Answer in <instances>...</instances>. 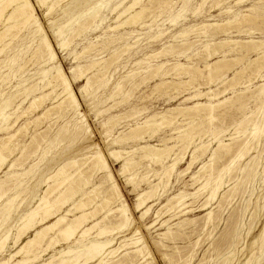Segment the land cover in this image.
<instances>
[{
  "label": "rangeland",
  "instance_id": "rangeland-1",
  "mask_svg": "<svg viewBox=\"0 0 264 264\" xmlns=\"http://www.w3.org/2000/svg\"><path fill=\"white\" fill-rule=\"evenodd\" d=\"M30 1L37 24L17 26L0 41V114L7 104L5 114L10 115L7 121L0 117V141L13 136L1 148L8 162L0 170V241L8 239L0 247V264L37 230L67 215L74 203L87 202V195L94 200L87 210L97 212L84 227L99 226L84 240L77 244L80 236L68 242L57 234L79 216L76 210L60 228L46 233L45 243L8 264L27 261L35 253L38 259L25 264H60L61 259L99 264L108 254L88 262L86 256L74 261L73 254H61L73 243L91 246L106 240L113 241L109 252L114 250L108 264H264V99L259 96L264 85V0H138L122 16L134 0ZM8 6L9 0H0L1 34L16 24H7L15 9ZM137 12L140 18L127 22ZM44 37L56 55L52 61L42 54ZM58 70L72 87L76 108L62 103L60 86L49 85ZM47 94L35 110L29 107ZM198 103L216 106L213 123L207 110H192ZM255 125L262 127L258 135L252 131ZM181 134H189L185 143L176 139ZM144 146L175 147L162 167L143 159ZM239 153L244 157L234 162ZM97 154L107 160L108 170L93 165ZM128 160L134 169H124ZM69 161L79 162L69 171L76 195L59 215L36 224L17 242L30 211L42 214L47 200L71 194L72 184L47 181ZM174 161L176 168L167 174ZM219 170L222 185L213 201L209 188L199 189L206 176L214 175V180ZM109 172L127 204V225L116 214L120 203H103L112 193ZM49 185L53 188L43 202ZM152 186L157 193L147 199ZM180 193L187 195L183 205L174 201ZM143 199L146 203L139 207ZM99 230L111 235L99 238ZM135 248L143 253H133Z\"/></svg>",
  "mask_w": 264,
  "mask_h": 264
},
{
  "label": "bare ground",
  "instance_id": "bare-ground-1",
  "mask_svg": "<svg viewBox=\"0 0 264 264\" xmlns=\"http://www.w3.org/2000/svg\"><path fill=\"white\" fill-rule=\"evenodd\" d=\"M47 0H41V2H42V4H45V2H46ZM63 1V0H62ZM65 1V0H64ZM135 1V3H133V5L131 6L130 5V7L128 8V9H126V11H124L122 14H120L121 16L122 15H126V13L127 12H129L130 10H132L133 8H134V6L136 5V3H138V0H134ZM243 1V0H242ZM245 1V0H244ZM39 2V1H38ZM58 2H60V1H58ZM126 2V1H125ZM62 4V3H61ZM3 6V5H2ZM15 7V9H14V11L7 17V24H10L12 21H16V24L15 25H12V26H10V27H8V28H6L5 30H3V32H2V34L0 33V41L6 36L7 37V35H8V33L10 32H13V31H11L12 29H14V28H16L17 26H20L21 25V28H22V25H24L25 27H26V25L27 24H29L30 22H32V21H35L36 22V24H37V16H36V13H35V10H34V7H33V5H32V3H31V1L30 0H9V6L8 7ZM116 8H117V6H116ZM132 8V9H131ZM9 9V8H8ZM53 10V9H52ZM101 10V9H100ZM115 10V9H114ZM253 10V9H252ZM116 11V10H115ZM2 12V11H1ZM113 13H114V11H113ZM5 14V13H4ZM3 15V14H2ZM4 16V15H3ZM120 16V17H121ZM140 16H141V12H137L135 15L133 14V16L131 17V18H128L127 19V22H130V21H133V22H136L139 18H140ZM246 16V15H245ZM1 17V16H0ZM244 17V16H243ZM249 16H247V18H248ZM96 18V17H95ZM119 19V18H118ZM246 19V18H245ZM250 19V18H249ZM18 20L20 21L19 23H18ZM6 22V21H5ZM14 23V22H13ZM71 23V22H70ZM126 23V22H125ZM6 24V23H5ZM128 24V23H127ZM93 26V25H92ZM145 26V25H144ZM151 26V25H150ZM212 26H213V24H212ZM65 27V26H64ZM217 27V25L215 26V28ZM220 27V26H219ZM24 28V27H23ZM218 28V27H217ZM115 29V28H114ZM2 30V29H1ZM15 30V29H14ZM18 30V29H17ZM221 30V29H220ZM38 31H39V29H38ZM60 31V30H59ZM107 31H109V30H107ZM20 32V31H19ZM14 33V32H13ZM59 33V32H58ZM10 35V34H9ZM8 35V36H9ZM57 35V34H56ZM12 36V35H11ZM14 36V35H13ZM74 37V36H73ZM187 37V36H186ZM180 38V37H179ZM68 39V38H67ZM42 40V46H41V49H42V54L44 55V54H46L47 56H48V60H50V61H52V60H54L55 59V54H54V52H53V50H52V46H51V44H50V42L48 41V39L46 38V37H44L43 39H41ZM123 40H124V38H123ZM115 42V41H114ZM239 42V41H238ZM228 43H231V42H228ZM246 43V42H245ZM64 44V43H63ZM67 44V43H66ZM223 44V43H222ZM225 44H227V43H225ZM240 44H242V43H240ZM8 45V44H7ZM39 45V44H38ZM91 48V47H90ZM263 48V47H262ZM38 49H40V47H38ZM62 49V48H61ZM207 49V48H206ZM214 49V48H213ZM261 49V48H260ZM130 50V49H129ZM22 51V50H21ZM39 53H40V51L39 50H37ZM163 51V50H162ZM211 51V50H210ZM201 52H202V50H201ZM214 52V51H213ZM167 53V52H166ZM200 53V52H199ZM89 54V53H88ZM204 54V53H203ZM239 54V53H238ZM35 55V54H34ZM38 55V54H37ZM36 55V56H37ZM80 55V54H79ZM86 55V54H85ZM184 55V54H183ZM193 56V55H192ZM35 57V56H34ZM33 57V58H34ZM41 57V56H40ZM46 56L44 55V58H45ZM197 57V56H196ZM203 57V56H202ZM36 58V57H35ZM150 58V57H149ZM210 58V57H209ZM259 59H263V58H259ZM40 60V59H39ZM209 60V59H208ZM257 60V59H256ZM190 62V61H189ZM221 62V61H220ZM223 63V62H222ZM135 65V64H134ZM216 65H218V62H217V64ZM202 66H204V65H202ZM211 67V66H210ZM220 67V66H219ZM192 68V67H191ZM208 68V67H207ZM169 69V68H168ZM183 70L185 69V68H182ZM210 69V68H209ZM214 69V68H213ZM79 70V69H78ZM187 70V69H186ZM203 70V69H202ZM217 70V69H216ZM188 72H189V70H188ZM199 72V71H198ZM202 72V71H201ZM18 74V73H17ZM204 75V74H203ZM244 76V75H243ZM146 77V76H145ZM192 77V76H191ZM82 78V77H81ZM228 81V80H227ZM56 84V86H60L61 88H62V92H61V94L59 95L60 97H62L64 100L62 101V103H69V105L71 106V107H77V102H76V98H75V96H74V92H73V90H72V87H71V85H70V83L68 82V79H67V77H66V75L63 73V71H61V70H58L57 71V73H56V76L54 77L53 76V78H52V80L49 82V85L50 86H53L54 87V85ZM164 85V84H163ZM48 87V86H47ZM88 87V86H87ZM161 87V86H160ZM51 89V88H50ZM47 91V90H46ZM55 91V90H54ZM86 91V90H85ZM52 92V91H51ZM259 93V92H258ZM53 94V93H52ZM52 94H50V96L52 95ZM201 96V95H200ZM258 96V95H257ZM259 96H262V98L261 99H264V85L261 87V90H260V95ZM19 97V96H18ZM45 97H49L48 96V94L47 95H45V96H41L40 98H37V99H35L32 103H30V108L31 109H33V108H37V107H39V105H38V103L41 101V100H43ZM196 97H199V95H195L193 98H196ZM57 98V97H56ZM190 100L192 99V98H189ZM230 99H232V98H230ZM257 99V98H256ZM213 100V99H212ZM56 101H58V100H56ZM211 101V100H210ZM227 101V100H226ZM225 101V102H226ZM231 101V100H230ZM230 101H228V102H230ZM224 102V103H225ZM259 101L257 100V103H258ZM261 102H262V100H261ZM242 103V102H241ZM256 103V104H257ZM40 104V103H39ZM222 103H220V105H221ZM237 104V103H236ZM238 104H239V102H238ZM7 104H4V109L2 110V113L0 114V117L1 118H3L4 120H6L7 121V119H9L10 118V115H6L5 114V111H7L6 110V108H7V106H6ZM67 105V104H66ZM223 105V104H222ZM258 105H259V103H258ZM237 106V105H236ZM6 107V108H5ZM28 107V108H29ZM56 107V106H55ZM65 107V106H64ZM67 107V106H66ZM215 105H212V104H209V105H203V104H200V103H198L196 106H194L193 108H192V110H201V109H203V110H207V112H208V115H207V117H208V119L210 120V123L212 122L213 123V120L215 119V117H214V115H213V111H214V109H215ZM240 107V106H239ZM188 109V108H187ZM33 110H35V109H33ZM68 110H70V109H68ZM189 111H191V110H189ZM258 111V110H257ZM47 112H49V109L47 110V111H45V113L43 114V116H46V114H47ZM28 113V112H27ZM23 114H24V112H23ZM79 114V113H78ZM174 114V113H173ZM259 114H261L260 112H259ZM43 116H42V119H43ZM48 116V115H47ZM46 116V117H47ZM260 116V115H259ZM157 117V116H156ZM263 117H264V115H263ZM27 118V117H26ZM41 118V117H40ZM39 118V119H40ZM168 118V117H167ZM206 118V117H205ZM204 118V119H205ZM159 119V118H158ZM157 120V119H156ZM207 120V119H206ZM37 121H39V120H37ZM152 121V120H151ZM253 121V120H252ZM262 121V120H261ZM264 121V120H263ZM114 122V121H113ZM253 123V122H252ZM262 124H263V122H261ZM245 124H248V123H245ZM249 124H251V123H249ZM254 124V123H253ZM240 125V124H239ZM261 125V124H260ZM264 125V124H263ZM8 126V125H7ZM150 126V125H149ZM153 126V125H152ZM251 126H252V124H251ZM24 128V127H23ZM247 128V127H246ZM250 128V127H249ZM6 129V128H5ZM12 129V128H11ZM11 129H9V130H11ZM215 129V128H214ZM6 131V130H5ZM219 131H220V129H219ZM219 131H217V132H219ZM252 131L254 132L255 131V133H254V135H258V134H260L261 133V131H262V127L261 126H257V125H255L254 126V130L252 129ZM22 132V131H21ZM20 132V133H21ZM179 132V131H178ZM23 133H25L24 131H23ZM179 133H181V131L179 132ZM19 134V133H18ZM187 135H189V134H187ZM187 135H183V134H181L178 138H176V139H178V142H179V140H182V142L186 139V137H187ZM213 135V134H212ZM215 135V134H214ZM213 135V136H214ZM248 135V134H247ZM260 136V135H259ZM263 136V135H262ZM11 137H13V136H10V137H7L8 138V141L9 140H11ZM7 138H5V139H7ZM188 138V137H187ZM194 138V137H193ZM254 138V137H253ZM255 138H256V136H255ZM5 139L4 140H2V141H0V170L3 168V166L4 165H6L7 164V162H8V157L7 156H5L3 153H2V151H1V148H2V146H5L6 144H5ZM192 139V138H191ZM258 139V138H257ZM256 139V140H257ZM22 141V140H21ZM189 141L190 140H188V143H189ZM166 142V141H165ZM183 143H185V141L183 142ZM187 143V142H186ZM199 143V142H198ZM190 144H192V143H190ZM254 144V143H253ZM186 145V144H185ZM222 146V145H221ZM223 146H224V144H223ZM175 146H173V147H164V148H155V147H151V146H144L143 148H141V150L143 151V152H145L144 154V156H143V159H145V158H151L152 160H153V162L154 163H156V164H158V163H160V164H162V167H165V161H166V159H169V157H170V155H171V153H172V151H173V148H174ZM185 147H187V146H185ZM204 147V146H203ZM203 147H201L202 149H203ZM220 147V146H219ZM184 148V147H183ZM182 148V150H184ZM206 148V147H205ZM204 148V149H205ZM186 149V148H185ZM216 149V148H215ZM219 149V148H218ZM187 150V149H186ZM198 150L199 149H197V151H195V152H197L198 153ZM201 151V150H200ZM248 151V153H249V150H247ZM224 152H226V151H224ZM246 152V151H245ZM216 153V152H215ZM214 153V154H215ZM112 154H114V153H112ZM213 154V155H214ZM223 154V153H222ZM240 154V153H239ZM247 154V153H246ZM193 155H195V154H193ZM199 155V154H198ZM238 155V154H237ZM236 155V156H237ZM244 155H245V153H244ZM250 155V154H249ZM112 156V155H111ZM242 157H244V156H241V154L240 155H238L237 156V158L234 160V162L237 160V159H241ZM214 158V157H213ZM212 158V159H213ZM91 159H93L94 160V162H93V165L94 164H96V167H99V169H106V170H108V165H107V160L104 158V156L103 155H101V154H97V155H95V156H93ZM182 159V158H181ZM196 159V157H194V159L193 160H195ZM176 160V159H175ZM242 160V159H241ZM90 161V160H89ZM252 161V160H251ZM88 162V161H87ZM132 162L133 161H131V160H128V162L127 163H125L124 165V169H130V166H133V164H132ZM193 162V161H192ZM209 162V161H208ZM78 161H69V162H67V163H65V164H63V165H61V166H59L58 167V169L54 172V175H51V177H49L48 178V180L47 181H51L52 179H57V181H58V185L59 186H62V185H64L65 183H70V185H71V188H69V189H71V190H69L68 192H70L71 194L70 195H67V194H61L60 196L59 195H57V196H59V197H57L55 200L53 199V201L51 200V201H48L47 200V196H48V194H50L51 193V188H53V185L52 186H50L49 185V187L47 188V190H46V192H45V195H44V198H43V202L45 201L46 202V200H47V202H46V204L43 206V208H42V214H40V212H39V210H37V209H35V210H33V211H30V214H28V217H26L27 219H26V221L21 225V228H20V230H19V232H18V235L16 236V240H17V242H18V240L23 236V234H25L27 231H29V230H31L32 231V229L36 226V224H45V222L47 221V219L48 218H50V217H52V216H54L55 217V215L57 216V215H59L58 213L62 210V207H65V205L70 201V199H72L75 195H76V190L74 189V188H72V186H74L73 185V182L75 181V178H74V175H69V171H70V169H72V168H76V166L78 165ZM86 163V162H85ZM233 163V162H232ZM14 164H15V162H14ZM191 164V163H190ZM189 164V165H190ZM237 164V163H236ZM18 165V164H17ZM92 165V164H91ZM91 165H90V167H91ZM92 165V166H93ZM211 165V164H210ZM209 165V166H210ZM213 165V164H212ZM233 165V164H232ZM14 166V165H13ZM12 166V167H13ZM176 166H177V161H174L172 164H170L168 167H167V174L168 173H171L172 171H174V169L176 168ZM33 167V166H32ZM95 167V168H96ZM206 167V166H205ZM92 168V167H91ZM135 168V166H133L132 167V169H134ZM212 168V167H211ZM10 169V168H9ZM188 169V168H187ZM205 169V168H204ZM212 170V169H211ZM222 170H224V169H222ZM234 170V169H233ZM10 171V170H9ZM99 171V170H98ZM127 171V170H126ZM187 171V170H186ZM217 171V170H216ZM82 171H81V169H80V171H78V174L79 173H81ZM100 172V171H99ZM204 172V171H203ZM203 172H201L202 174H203ZM212 172V171H211ZM208 173V172H207ZM231 173V172H230ZM214 174V173H213ZM220 174H221V171L219 170V173H218V175H217V177L213 180V179H211L214 175H210V176H212L211 178L209 177V176H206L207 178H209V179H207L206 180V182L201 186V189H199L200 191H204V190H206V189H210V195H209V199L210 200H213V199H216L217 198V195L219 194V191H220V188H221V181H222V179H220ZM232 174V173H231ZM80 175V174H79ZM166 175V174H165ZM199 175H201V174H199ZM204 175V174H203ZM202 175V176H203ZM233 175V174H232ZM75 176H76V174H75ZM228 176V175H227ZM230 176V175H229ZM12 177V176H11ZM17 177V176H16ZM168 177V176H167ZM199 177V176H198ZM59 178H62V181L59 179ZM108 178H109V180H110V182L112 183V186H111V191H112V193H111V195L109 196V197H107L104 201H103V203L104 204H107V205H109V204H111L112 202H114V201H116V202H118V203H120V206H118V208H117V210H116V214L117 213H119V216L121 217V218H123L124 219V224H128V222H129V214H128V208H127V204H126V202H125V200L123 199V196H122V194H121V192H120V190H119V188H118V186L114 183V182H112V175H111V173L109 172V174H108ZM144 178H146V177H144ZM195 178V177H194ZM200 178V177H199ZM198 178V179H199ZM204 179V178H203ZM194 180V179H193ZM213 180V181H212ZM77 181V180H76ZM107 182H109V181H107ZM56 184V183H55ZM104 184V183H103ZM201 184V183H200ZM69 185V184H68ZM196 185V184H195ZM13 186V185H12ZM55 186V185H54ZM67 186V185H66ZM65 186V187H66ZM157 186H159V185H157ZM156 186V187H157ZM70 187V186H69ZM105 187V186H104ZM155 186H152V189H151V191L149 192V193H146L147 195H148V198L147 199H151L152 197H154L155 196V194L157 193V190H158V187L156 188ZM59 189V188H58ZM57 189V190H58ZM67 189V188H66ZM65 189V190H66ZM97 189V188H96ZM64 190V191H65ZM59 191V190H58ZM50 192V193H49ZM67 192V193H68ZM109 192V191H108ZM108 192H107V194H108ZM198 192V191H197ZM208 192V191H207ZM107 196V195H106ZM3 197H4V193L3 194H1L0 193V202H1V200L3 199ZM55 197V196H54ZM53 197V198H54ZM86 198H88V200H87V202L86 201H84V200H80L79 202H77V203H74V206L72 207V208H70V210H68L67 211V215L69 214V213H72L73 211H80V214H79V216H77L75 219H72L71 220V222L70 223H68V224H66L63 228H60L59 226L62 224L63 225V223H66V221H67V215H63V216H57V219H56V221L53 223V224H51V225H45V227L43 226V228H41L40 230H37L36 231V233H35V236H33L34 238H32V239H29L28 241H27V243H25L24 245H23V247L22 248H20L19 249V251L18 252H16L13 256H12V258H10V260H8V261H6V262H4V263H1V264H8V263H10L11 262V260L14 258V256L15 255H21V253H27V254H29V253H31L32 251H29L28 249H30V247H33V246H35V245H40V244H42V242L44 241V239H45V237H46V233L48 232V231H51V230H53V229H55V228H60L59 230H58V232H57V234H59V236L61 235L62 236V238L64 239V240H66V241H68V242H71L73 239L75 240L76 239V237L77 236H80L79 237V239H78V241H77V244L78 243H80L82 240H84L85 238H86V236L93 230V229H95L97 226H99V222H97V223H94V225L92 226V227H90V228H86V227H84V225H85V223L87 222V220L89 219V216H95V213L97 212V210H95V211H89V210H87L88 209V207L90 206V202H91V198H89V195H87V197ZM186 198H187V195L186 194H184V193H180L178 196H176L175 197V199H174V201L175 202H177L179 205H183V203H184V201L186 200ZM41 199V198H40ZM94 200H92V202H93ZM214 201V200H213ZM91 202V203H92ZM96 202V201H95ZM94 202V203H95ZM146 203V200H141L140 201V204H139V207H142L144 204ZM70 204V203H69ZM102 204V203H101ZM8 204H6V206H7ZM103 206V205H102ZM41 207V206H40ZM92 207V206H91ZM38 208V207H37ZM97 208H98V206H97ZM62 212V211H61ZM77 213V212H76ZM99 213V212H98ZM40 214V219L38 218V220L36 219V217H37V215H39ZM62 214V213H61ZM118 215V214H117ZM39 217V216H38ZM210 217H211V213H210ZM51 219V218H50ZM93 219V218H92ZM25 220V219H24ZM101 222H103V220L101 221ZM109 223V222H108ZM121 223H123V222H121ZM120 224V223H119ZM123 224V225H124ZM122 226V225H121ZM120 227V226H119ZM116 228V227H115ZM121 228V227H120ZM56 230V229H55ZM55 232V231H54ZM49 233V232H48ZM51 234V233H50ZM49 234V235H50ZM108 234V231L107 230H99V233L97 234V237H104L105 235H107ZM110 234V233H109ZM108 234V235H109ZM26 235V234H25ZM111 235V234H110ZM136 236V235H135ZM162 236V235H161ZM6 237V238H5ZM4 238L5 239H2V241H0V247H5V245H6V242H7V239H8V236H5ZM24 237V236H23ZM49 237V236H48ZM55 238V237H54ZM56 239V238H55ZM22 240V239H21ZM51 240H53V239H51ZM58 241V240H57ZM60 241V240H59ZM74 242V241H73ZM76 242V241H75ZM85 242V241H84ZM134 242V241H133ZM139 242V241H138ZM138 242H136V243H134V244H138ZM43 243H45V242H43ZM74 245L71 247V246H69L66 250H64L63 252H62V254L61 255H65V254H73V257H74V261H79L82 257H84V256H86V262H88L89 260L90 261H97V258H101L103 255H105V254H108L107 255V257L103 260H101L100 261V263L99 264H108V262H109V259H110V256L111 255H113L114 254V250L113 251H110L109 252V250H110V248L113 246V241H109V240H106V241H101V242H97V243H95V244H93V245H91V246H89V245H83V246H77V244H75V243H73ZM133 244V245H134ZM44 245V244H43ZM53 244L50 242L49 244H48V247H47V249L48 248H50L51 246H52ZM58 245V244H57ZM65 245V244H64ZM74 246H75V249H73L74 248ZM55 247H57L56 245H55ZM59 247V246H58ZM46 248V247H45ZM78 248H83V249H78ZM46 249V250H47ZM39 250H41V249H39ZM45 250V249H44ZM45 250V251H46ZM50 250V249H49ZM37 252V251H36ZM109 252V253H108ZM117 252V251H116ZM39 253V252H38ZM37 253V254H38ZM133 253H135V254H140V253H143V250L141 249V248H135V249H133ZM33 254V253H32ZM36 254V253H35ZM34 254V256H32L31 258H29L27 261H24V262H18V263H15V264H25V263H28L29 261V263H31V259H33L32 261H35L36 259H38V255H35ZM128 254H130V252L128 253ZM63 255V256H64ZM134 255V254H133ZM28 256V255H27ZM26 256V257H27ZM42 257H43V255H41ZM41 256H39L40 258H41ZM66 256V255H65ZM64 256V257H65ZM123 256V255H122ZM137 256H139V255H137ZM28 257H30V255L28 256ZM61 257V256H60ZM71 257V256H70ZM127 257H128V255H127ZM126 257V258H127ZM58 258V257H57ZM125 259V258H124ZM147 259V258H146ZM56 260H58V259H56ZM72 261V260H71ZM123 261V260H122ZM60 264H66V263H68L69 262V260H65V259H61L60 260ZM51 263V262H50ZM44 264H47V263H44ZM71 264V263H70ZM73 264V263H72ZM121 264V263H120Z\"/></svg>",
  "mask_w": 264,
  "mask_h": 264
}]
</instances>
